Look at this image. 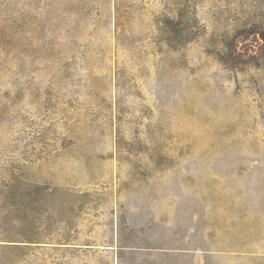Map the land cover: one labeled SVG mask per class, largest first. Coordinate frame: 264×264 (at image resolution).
Here are the masks:
<instances>
[{
    "label": "rangeland",
    "instance_id": "1",
    "mask_svg": "<svg viewBox=\"0 0 264 264\" xmlns=\"http://www.w3.org/2000/svg\"><path fill=\"white\" fill-rule=\"evenodd\" d=\"M0 264H264V0H0Z\"/></svg>",
    "mask_w": 264,
    "mask_h": 264
}]
</instances>
